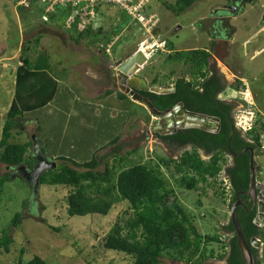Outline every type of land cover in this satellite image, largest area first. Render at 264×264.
Listing matches in <instances>:
<instances>
[{
	"label": "rangeland",
	"instance_id": "374dc122",
	"mask_svg": "<svg viewBox=\"0 0 264 264\" xmlns=\"http://www.w3.org/2000/svg\"><path fill=\"white\" fill-rule=\"evenodd\" d=\"M176 1L144 0V14H154L158 18V21L154 20V25L148 24L150 27L146 25L145 28L141 23L130 21L118 5H101L99 9L94 8L92 13L95 15L89 18V26L84 27L81 23L74 32H70L58 28L56 23L52 24L53 19L47 14L44 19L40 13L43 6L40 2L0 0V134L13 98L22 46L40 36L38 44H30L28 55L31 59L48 57L47 64L53 68L56 64L59 67L60 63L63 70L57 79L64 77L68 84H60L55 97L57 100L52 104L53 110L57 105L53 112L39 110L40 114L43 113L42 117L33 118L37 117L36 112L32 117H26L30 122L32 119L41 122L38 128L30 125L29 120H20L18 130L22 132L23 129L24 133H14V141L31 142L35 129L46 153H61L77 162L107 155L102 164L108 160L113 165L117 159L112 158V152L119 141L115 142L114 139L125 129L122 127L125 126L122 120H125L128 128L133 130L119 142L121 147L117 155L124 156L125 152L133 150L130 147L136 149L125 161L115 164L113 174L134 163L154 167L161 159L179 157L181 149L171 150L158 145L152 138H146L150 113L144 104L130 98L119 101L113 95L101 98L110 86L97 83L101 69H110L114 62L141 50L142 42L151 40L143 46L146 54L151 56L147 55L149 60L138 73L141 78L145 76L143 79L148 83L155 75L161 78V75L167 76L174 70L172 78L175 79L188 69L183 60H167V56L173 52L189 49L210 51L209 65L225 82L221 98L234 104L235 125L245 131L255 125L256 120L259 122L255 128L261 133L260 147L254 153V160L264 173V0H197L181 13L175 10ZM59 7H54L53 11ZM219 10L222 11L217 14L222 12L224 18L214 27L217 19L214 13ZM75 15L76 11L70 10L63 17ZM88 27L91 32L89 36L82 34L78 41L71 39ZM105 35L111 36L106 41V49L109 50L106 56L100 46L93 42L95 39L100 41ZM164 39L173 43V50L165 47L161 51L157 47ZM156 47L158 52L154 51ZM41 64L45 65V62ZM235 76L241 79L243 85L238 89L235 88L238 83V80L234 82ZM71 83L75 84L71 86ZM70 90L72 95L68 94ZM97 96L100 101L94 100ZM119 110H130V119H125L126 113H119L116 117L115 113ZM110 117L116 119L110 121ZM165 123L163 121V125ZM134 131L138 133L137 136ZM200 155L208 159L206 155ZM227 160L229 162L228 157ZM57 167H60L59 162ZM99 169L102 170L103 166L100 165ZM6 174H9V178L0 187V237L1 231L9 227L7 234L13 243L9 246V252L0 248V264H18L19 255L24 261L37 255L49 264L132 262L130 256L106 250L100 243L116 221L125 223L131 217L125 201L116 200L105 216L89 214L69 217L65 202L69 188L38 185L34 197L20 169L11 170L0 164V177ZM162 174L197 229L203 235L218 232L223 237L224 230L220 229L228 223L230 211L228 180H224L220 174L215 180H210L212 185L199 184L197 190H186L176 183L175 177L165 167ZM114 195L116 199L119 198L116 191ZM15 214H19V218L10 225ZM213 246L218 249L217 244ZM161 262L183 264L165 256ZM215 262L225 264L224 261Z\"/></svg>",
	"mask_w": 264,
	"mask_h": 264
},
{
	"label": "trees",
	"instance_id": "16d2710c",
	"mask_svg": "<svg viewBox=\"0 0 264 264\" xmlns=\"http://www.w3.org/2000/svg\"><path fill=\"white\" fill-rule=\"evenodd\" d=\"M196 1L177 0L175 10L177 13H181ZM34 3H39V0H34ZM100 6L96 5L95 9ZM44 9L45 6H42L40 12L42 16L45 14ZM70 10L76 11L77 8L70 5L61 6V8L46 14L50 19H53L52 24H58V28L74 32L83 21L78 14L71 18L63 17V14ZM143 13H145V7ZM60 17L61 19H59ZM56 19L60 21L56 22ZM134 22L136 21L134 20ZM49 24L51 23L49 22ZM90 33V27H88V29L79 32L76 38L71 37V39L78 41L82 34L89 36ZM110 37L105 35L103 41L101 39L100 41L99 39L93 40L96 46H100L102 42L105 44L99 47L105 56L106 41ZM40 38L37 36L33 41H28L27 45L22 46L19 56L21 65L17 67L15 73L13 98L1 127L0 164L11 170L24 168L25 171H30L35 163V154L30 150L31 142L14 141V133L22 134L18 130L20 120L32 117L35 112L40 117L43 113L40 114L39 110L53 112L57 107L56 105L53 110L52 104L57 100L55 97L62 82L53 79L52 74H56L55 71L49 73L45 70L47 67L53 69L52 65L48 66L47 64L48 57L42 59L37 56L36 59H31L27 53L30 50V44L32 42L38 44ZM163 41L167 49L173 50L174 45L171 41L165 39ZM209 58L210 51L208 49L173 52L167 56V60H183L188 69L175 79L172 78L174 70H171L167 76L161 75V78L160 75H155L149 85L160 88L172 87L174 91L163 95L150 92L141 94L150 99L159 111L170 109L181 102L186 110L218 117L220 132L217 135L197 129L187 131L186 133H193L197 139L190 141L187 136H182L180 144L192 142L195 146L194 149L183 151L176 160L161 159L160 163L154 167L143 163H134L113 174L115 164L125 161L135 152V150H131L125 152L124 156L117 155L121 147L120 144H117L112 152V158L117 159L113 165H110L108 160L102 164V160L108 157L107 155H104L105 157L93 156L82 162L61 156L57 159L60 167H57L56 164L55 167L46 169L39 177L41 186H64L70 189L65 198L69 217L89 214L105 216L116 200L125 201L132 213L131 217L125 223L116 221L105 235L106 240L100 243L106 250L130 256L132 258L130 264H163L161 259L164 256L183 264H219L215 262L217 260L224 261L225 264H244L230 217L228 223L220 229V231L224 230V239L218 232L203 235L162 174V168L165 167L183 189L197 190L199 184L212 185L210 180H215L221 174L228 163L227 152L229 150L240 153L246 146H251L253 149L260 147L261 133L255 128L256 123H259L258 120L246 133L247 138L253 140V143H248L230 125L232 105L215 100L217 93L224 86L221 83L222 78L217 73L210 74ZM43 61L45 65L41 64ZM237 82L236 89L243 86L241 81ZM68 94L72 95V92L69 91ZM112 94V90H106L101 97L106 98ZM116 98L119 101L128 100L126 95L119 92L116 93ZM112 120L110 118V121ZM124 123L125 120H122V125ZM179 135L184 134L180 133ZM119 138L120 134L115 137L114 141H118ZM167 138L172 140L178 138V135H170ZM36 141L40 142L38 138ZM198 149L213 154L208 159H203ZM44 152L42 147L40 153L44 154ZM116 155L118 158L115 157ZM235 163L236 167L225 170L231 186L229 188L231 193L229 208L239 199L237 194L247 188L249 181L247 157L235 158ZM100 165L103 166L102 170L99 169ZM8 178L9 174L0 177V187ZM114 191L119 198L116 199ZM241 213H244V209L242 206H238L235 216L243 238L249 245L250 237L259 236L262 232L252 223L253 214L250 217L242 218ZM18 218L19 214H15L10 225L15 224ZM8 228L1 231L0 237V248H3L5 252H9V246L13 243L7 234ZM213 244H217L218 249ZM250 249L256 256V250ZM262 256L264 260V253ZM18 264L49 263L37 255L27 261H24L22 255H19Z\"/></svg>",
	"mask_w": 264,
	"mask_h": 264
},
{
	"label": "water",
	"instance_id": "95a60500",
	"mask_svg": "<svg viewBox=\"0 0 264 264\" xmlns=\"http://www.w3.org/2000/svg\"><path fill=\"white\" fill-rule=\"evenodd\" d=\"M147 62V57L144 55V53L139 49L132 53L130 56L125 58L124 60H118L115 62V67L112 68L111 70V75L113 79L116 80L117 76V84H119V92H121L124 95H127L130 97L131 100L140 102L144 104L148 109L149 113L152 116H155L159 118V120H163L167 123L166 128H169V131L167 132H161V129L164 127L162 126L161 129L157 128L158 133L161 135H166V134H172L175 133L178 129H183V128H190L194 127L190 122L195 121V122H200L204 123L206 121L210 122L212 124V127H203V126H196L198 129H202L205 131H211L214 128L217 129L218 127V118L213 117V116H206V115H201L192 111H187L186 109L183 108V104L177 103L175 106H173L170 109H167L165 111H159L155 108L153 103L146 98L145 96H142L140 92H150L154 94H168L172 93L174 91V88L169 87V88H160L157 86H150L147 84V82L142 79L139 75H137L139 68ZM184 116L186 119L184 121H178V120H173L172 118L174 116ZM217 123V125H214ZM216 129H214L216 131ZM154 130V131H155ZM250 183L249 187L251 188L254 185L258 186L259 183H262V199H264V179L259 178V177H254L253 176V171L255 170L256 172L259 170V167H255L254 163V158H253V151H251L250 159ZM55 166V163H49L47 160L40 156H35V163L34 167L30 171H25L23 168V177L24 179L29 183V185L32 188V193L34 194V197L37 193V188L39 185V177L41 173H43L46 169L48 168H53ZM242 204L241 200L238 199L230 208L229 212V217L230 221L233 225L236 239H237V244L240 249V252L242 254V258L244 260V264H257V260L253 253L251 252V249L249 245L245 242L241 229L239 227V224L237 222L236 216H235V210L238 206ZM261 204V203H260ZM263 204V203H262ZM258 209V215H257V221H260L259 223L264 224V208L263 205ZM106 239L104 238L103 241ZM251 246L258 248L259 247V242L256 238L251 239Z\"/></svg>",
	"mask_w": 264,
	"mask_h": 264
},
{
	"label": "flooded vegetation",
	"instance_id": "af4514ba",
	"mask_svg": "<svg viewBox=\"0 0 264 264\" xmlns=\"http://www.w3.org/2000/svg\"><path fill=\"white\" fill-rule=\"evenodd\" d=\"M235 1V0H234ZM238 2V0H236ZM248 1V0H247ZM242 5V4H241ZM220 11L222 10H219V11H216L214 14V17H216V21L215 23L213 24L214 27L220 23L221 20H223V15H222V12L218 15L217 13H219ZM264 18V17H263ZM210 57H211V53H210ZM208 68H209V72L210 74H212L213 72L217 73V71L215 69H211L209 63H208ZM110 71H108V77H107V80H106V84L110 86V90L114 92H119V84H117L115 81L118 82V80H115L113 79L112 75H111V72L109 73ZM218 74V73H217ZM219 75V74H218ZM220 76V75H219ZM221 77V76H220ZM222 78V77H221ZM239 80L241 81V79H238V77L235 76V80ZM221 83L223 84L224 86V83L223 80L221 79ZM147 84L149 85V83L147 82ZM224 92V88L217 93V97H216V101H224L225 103H228V104H231L232 105V110L230 112V125L231 127L233 128V130H236L239 132L241 138L245 139L248 143H253V140H249V138H247L246 135H244L243 132H241V130L238 129V127L235 125V122H234V117H233V111H234V104L230 101H226L225 99L221 98L222 94ZM142 93V92H140ZM142 95V94H141ZM143 96V95H142ZM147 98V97H146ZM150 100V99H149ZM151 101V100H150ZM187 111H190V110H187ZM194 112V111H192ZM197 113V112H195ZM198 114H201V115H206V114H203V113H198ZM206 116H211V115H206ZM214 117V116H213ZM218 118V117H216ZM173 120H178V121H184L186 122L184 119H186V117L184 118V116H174L172 118ZM187 120V119H186ZM219 122H218V127L216 129V131L213 129L211 131H205V130H202V129H198L196 126H203V127H212V124L208 121L204 122V123H200V122H195V121H191L190 123L194 126V127H190V128H183V129H178L175 133H172V134H166V135H161L160 133L157 132V130H153V131H147L146 132V136H149L150 138H152L153 140H156L157 141V144L160 145V146H164L165 148H168V149H175V150H180L181 149V153L185 150H193L194 149V144L192 142H185V144L181 145L180 144V140L183 139V137H186L188 139H190V141L192 139H197L193 133L189 132V133H186L187 131H191V130H194V129H197V130H200V131H204L206 133H209V134H213V135H217L219 132H220V119L218 118ZM155 125H159L157 126V128L161 129V127L163 126V121L162 120H158L156 121ZM167 125V124H166ZM166 125L164 124V128L161 129V132H167L169 131V128H166ZM156 128V129H157ZM180 133H183L184 135H179ZM170 135H178V138H175V139H172V140H169L167 137L170 136ZM183 136V137H182ZM35 140V138H34ZM35 142V141H34ZM207 144H209L210 142H205ZM256 147L251 148V146H246L244 147L240 153H235L233 151H230L227 152L228 155L225 153V155H227V157L229 158V162L227 163V165L225 166V170L228 169V168H232V167H236V163H235V158H240L242 156H245L247 157L248 159V165H249V181H248V186L246 189L244 190H241L237 196L238 198L241 200L242 204L240 206L243 207L244 209V213H241V216L242 218H245V217H250L252 214H253V218H252V223L257 226L258 230L260 232H262L263 234V229H264V224H261L259 223L260 221H257V215H258V209L259 207L261 206V204L263 205V208H264V199H262V183H259L258 186L254 185L250 188L249 187V183H250V163H249V159H250V155H251V151H253V158H254V153L256 151ZM198 152L199 153H202L204 155H206L208 158L213 154V153H205V151L203 149H198ZM180 156V155H179ZM201 156V155H200ZM178 158L175 157L174 159L171 158V160H176ZM202 158V157H201ZM254 163H255V167L254 169H256V162L254 160ZM259 167V166H257ZM21 171L23 173V168H21ZM253 176L256 178V177H259V178H263L264 179V173L260 170L256 172L255 170L253 171ZM225 177L227 178V174L225 172ZM228 180V179H227ZM228 187L231 188L230 184H229V181H228ZM261 203V204H260ZM264 213V212H263ZM261 234V235H262ZM259 235V236H261ZM259 236H252L250 237V241H249V247L250 248H253L254 250H256V260L258 261L257 264H264V260L262 258V251L261 249L258 247H253L251 246V239L252 238H256L258 240V237Z\"/></svg>",
	"mask_w": 264,
	"mask_h": 264
},
{
	"label": "built area",
	"instance_id": "2783aa9c",
	"mask_svg": "<svg viewBox=\"0 0 264 264\" xmlns=\"http://www.w3.org/2000/svg\"><path fill=\"white\" fill-rule=\"evenodd\" d=\"M39 2L43 4V6H45L46 12L53 11V8L57 6L66 7L67 5H70L71 7H75L83 12H86L87 14H92L96 5H118L125 11V13L133 21L135 20L137 23H141L145 28H146V25H148L149 23L150 25H154L153 22L155 19L158 21V18H156L154 14L145 15L143 13V9L145 6L144 0H39ZM150 25L148 26L150 27ZM150 41L151 40H146L142 42L141 44V50L145 54L146 52L144 51L143 46H145V44ZM157 47L161 51H163L165 48V42L164 41L160 42V44ZM157 47L154 51L158 50ZM148 56H151V55H148ZM263 235H264V229H263ZM263 235H261L258 238L259 248L261 249L262 254L264 253V237H262Z\"/></svg>",
	"mask_w": 264,
	"mask_h": 264
},
{
	"label": "crops",
	"instance_id": "0c3cea01",
	"mask_svg": "<svg viewBox=\"0 0 264 264\" xmlns=\"http://www.w3.org/2000/svg\"><path fill=\"white\" fill-rule=\"evenodd\" d=\"M63 33H65V32H63ZM104 39L102 38L101 39V41H103ZM103 43V42H102ZM59 64V67H58V65L56 64V66L52 69L53 71H55L56 72V74L54 73V74H52L53 75V79H55L56 81H58V82H62V83H66V81H65V78L64 77H62L61 79H57V77L59 76V73H60V77H61V71L63 70V67H62V65L60 64V63H58ZM57 67H58V69H57ZM73 67V66H72ZM45 70H47L49 73H53L52 71H51V68H45ZM58 71V72H57ZM99 76H98V78H97V83H98V85H106L105 83H106V80H107V77H108V70H103V69H101L100 71H99ZM98 75V74H97ZM73 76V75H72ZM145 76H143V78H144ZM59 78V77H58ZM74 81V80H73ZM102 83H104V84H102ZM66 84H68V83H66ZM75 83H71L70 85L71 86H73ZM110 90V88H107L106 90ZM70 92H72V90H70ZM113 96H115L116 97V92H114L113 94H112ZM111 96V95H110ZM109 97V96H108ZM102 98V97H101ZM97 99V100H96ZM100 99V97L99 96H97L96 98H94V100H96V101H100L99 100ZM126 101V100H125ZM128 102H130V101H128ZM95 104V103H94ZM131 104V103H130ZM136 106V105H135ZM119 113H126V115H127V118H126V120L127 119H130L128 116H130L131 117V112H130V110H128V111H124V110H122V112H120V110L119 111H117L115 114H116V117L119 115ZM147 113V112H146ZM148 114V113H147ZM149 116H150V120L148 121V127H149V131L151 132V131H153V130H155L156 128H157V126H159V125H155V123H156V121H157V119L155 118V117H152L150 114H148ZM43 116V114L40 116V117H42ZM33 118H39L38 116L37 117H33ZM111 119H116V118H112V117H110ZM143 118L145 119V116H143ZM25 120H29V119H25ZM29 122H30V120H29ZM29 122H26V124L27 123H29ZM139 122H140V124H142L143 125V123L139 120ZM40 123L41 122H39L38 120H34V119H32V121L30 122V125L32 124V126L33 127H36L37 125L39 126L40 125ZM136 124L138 125V123L136 122ZM123 125H125V126H122L123 127V129L124 130H122L121 132H120V138H119V141H118V144H120L119 142H121L123 139H124V137H127V136H129V132L130 131H132L133 129L132 128H128V126H127V123L125 122ZM38 126H37V128H38ZM135 127V126H134ZM22 130V134L24 133V130L23 129H21ZM147 130V131H148ZM146 131V132H147ZM134 132H136V131H134ZM142 132V131H141ZM141 132H140V134H141ZM136 135L135 136H137V132L135 133ZM146 134V133H145ZM33 138H35V140L33 139ZM36 138H38V136H36V134H35V129H34V136H32V141H31V147H30V150L32 151V153H34L35 154V156H40V157H42V158H44L45 160H47L50 164L51 163H55V166H56V164L58 163L57 162V159H58V157H61V156H63V157H66L65 155H63V154H61V153H52V154H49V153H46V152H44V154H41L40 153V150L42 149V147H43V144H41L40 142H38V141H36ZM146 138H150L149 136H146ZM38 140H39V138H38ZM35 141V142H34ZM131 149H136V148H133V147H130ZM46 153V154H45ZM44 156V157H43ZM55 159H56V161H55ZM54 166V167H55Z\"/></svg>",
	"mask_w": 264,
	"mask_h": 264
},
{
	"label": "clouds",
	"instance_id": "9594fccd",
	"mask_svg": "<svg viewBox=\"0 0 264 264\" xmlns=\"http://www.w3.org/2000/svg\"><path fill=\"white\" fill-rule=\"evenodd\" d=\"M110 6V5H109ZM113 6V5H112ZM99 9V8H98ZM49 12V11H48ZM44 16H43V18L45 19V15H46V11H45V9H44ZM82 13H83V11H81V10H79V9H77L76 10V14H78V15H80L81 16V19H82V21L83 22H81L83 25H84V27H85V25H87V26H89V24H90V19L89 18H91L93 15H95V14H87L86 12H84V14L82 15ZM126 14V13H125ZM127 15V14H126ZM128 16V15H127ZM129 17V16H128ZM86 18V19H85ZM129 19H130V21H132V22H134L130 17H129ZM80 23V24H81ZM134 23H137V22H134ZM100 46H101V44H100ZM109 51V50H108ZM142 51V50H141ZM158 51V50H157ZM143 52V51H142ZM156 52V51H155ZM144 53V52H143ZM145 55V54H144ZM130 56V55H129ZM146 57H147V61L149 60V57L147 56V55H145ZM128 57V56H127ZM126 57V58H127ZM19 65H21V63L19 62ZM18 65V66H19ZM144 65V64H143ZM142 65V66H143ZM141 66V67H142ZM141 67L139 68V71H140V69H141ZM112 68H116L115 67V62L113 63V67L111 66L110 67V69H108V71H110L111 72V70H112ZM139 71L137 72V73H139ZM109 72V73H110ZM138 75V74H137ZM116 77V80H117V76H115ZM141 77V76H140ZM143 79V78H142ZM146 81V80H145ZM116 83H117V81H115ZM109 90V89H108ZM106 91V90H105ZM119 93H121V92H119ZM127 96V95H126ZM130 97L129 96H127V99H129ZM137 102V101H136ZM140 103V102H139ZM184 108V107H183ZM149 110V109H148ZM151 115V114H150ZM152 116V115H151ZM152 117H155V116H152ZM156 119H158L159 120V118H157V117H155ZM163 121V120H162ZM167 123H165V125H166ZM214 125H217V123H215ZM167 126V125H166ZM251 127H252V125L248 128V129H246L245 131H242L243 129H239V130H241V132H243L244 133V135H246V133L251 129ZM261 136V135H260ZM34 139V138H33ZM249 140H251V139H249ZM20 171H21V168H20ZM24 172V171H23ZM21 173H22V171H21ZM23 174V173H22ZM221 174L223 175V179L225 180V179H227L226 177H225V167H224V169H223V171L221 172ZM228 189H229V187H228ZM260 237V236H259ZM258 237V238H259ZM259 242V241H258ZM262 258H263V256H262Z\"/></svg>",
	"mask_w": 264,
	"mask_h": 264
}]
</instances>
